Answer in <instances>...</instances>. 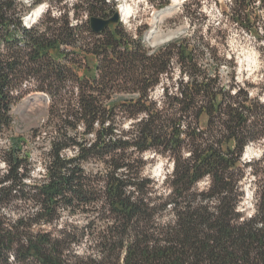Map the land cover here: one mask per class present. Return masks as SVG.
Masks as SVG:
<instances>
[{
  "label": "trees",
  "instance_id": "obj_1",
  "mask_svg": "<svg viewBox=\"0 0 264 264\" xmlns=\"http://www.w3.org/2000/svg\"><path fill=\"white\" fill-rule=\"evenodd\" d=\"M65 1L32 0L27 12L50 7L27 28L16 0H0V139L14 104L35 92L50 99L45 122L0 148V264H264V176L254 173L253 214L240 208L242 157L264 140V103L232 95L186 41L152 52L120 23L94 33L91 18L116 12L109 0H75L73 20ZM246 2L235 0L240 25ZM175 64L189 79L166 87L160 105L150 93ZM151 151L173 160L162 186L144 173Z\"/></svg>",
  "mask_w": 264,
  "mask_h": 264
},
{
  "label": "rangeland",
  "instance_id": "obj_2",
  "mask_svg": "<svg viewBox=\"0 0 264 264\" xmlns=\"http://www.w3.org/2000/svg\"><path fill=\"white\" fill-rule=\"evenodd\" d=\"M31 1L16 0L17 12L22 15L23 25L27 28L47 20L50 7L48 2H44L27 12ZM108 2L119 13L124 7L131 8V14L127 21L122 20L120 22L121 29L134 39L142 36L146 48L150 51H157L174 41H186L190 46H197V51L206 53L203 60H205L207 67L212 70L211 74H218L221 83L228 90L231 89L232 95H236V92L242 90L243 93H248L249 98L264 103V0H247V4H245L250 19L248 23L243 22L241 25L232 19L233 8L236 6L235 0H154V3H151L150 0H109ZM75 4V0H66L61 5L62 11L68 13L72 20ZM172 5H176L175 9L164 16L160 23L154 25V14ZM81 6L80 19L87 21L89 18L87 7ZM40 8L41 16L36 22L29 23L28 18ZM188 12L190 13L189 16ZM59 14L60 12L55 9L51 17H58ZM245 26H249L251 31L246 30ZM154 27L159 31V34L177 32L179 35L167 43L154 45L152 41L147 40ZM212 55L216 57L211 59ZM214 59L217 61L214 62ZM217 63L219 65L216 71ZM171 77L172 79L164 77L159 86L150 93V98L153 101L162 103L166 87L175 92L181 80L187 82L189 79V76L186 75L181 78L178 64L174 65ZM35 95H43V93L28 94L13 105L11 113L14 121L8 136L27 135L47 119L49 101L33 100L31 97ZM29 99L31 100L29 101ZM26 101L27 104H25ZM131 125L132 121L127 120L121 126V130L128 132ZM8 136L0 139V148L8 146ZM31 150L33 151L32 159L35 163L33 174L35 178H39V174H43L40 165L42 151L39 150V145L35 143ZM248 150L249 153L247 154ZM67 154L71 156L72 152ZM188 154L186 151V155ZM142 158L145 163V176L156 181L158 186H162L167 175L173 170L171 157L168 154L162 155L151 151L144 154ZM242 163L249 166L246 168V176L242 181L245 197L240 208L247 216H251L255 211L258 179L254 173L264 176V140L251 143L246 147ZM0 169H4V164L1 162ZM208 184L209 180L206 178L198 184V188L204 190ZM69 219L70 217L64 216L62 222L65 224V222H69ZM75 220L81 224L80 218H75ZM87 245L89 244L84 242L77 246V252L83 254Z\"/></svg>",
  "mask_w": 264,
  "mask_h": 264
},
{
  "label": "bare ground",
  "instance_id": "obj_3",
  "mask_svg": "<svg viewBox=\"0 0 264 264\" xmlns=\"http://www.w3.org/2000/svg\"><path fill=\"white\" fill-rule=\"evenodd\" d=\"M176 5H172L171 7H168L166 9H163L161 11H159L158 13H155L153 16V24H157L161 22V19L164 18V16L170 14V12H172L173 9H175ZM41 8L36 10L35 12L32 13V15L28 18L29 23L30 22H36V20L41 16ZM120 17H122L121 20H126L130 17L131 14V8L130 7H124L121 11H120ZM179 35V33L177 32H171V33H165V34H159V31L156 30V28L154 27V29L151 31V33L148 35L147 40L152 41L154 45H161L164 43L169 42L170 40L176 38ZM41 100L47 102V100L45 99L44 96H41L40 98ZM31 99H29L30 101ZM28 101V100H27ZM25 102V104H27L28 102ZM24 104V105H25ZM249 153V150L247 151V154Z\"/></svg>",
  "mask_w": 264,
  "mask_h": 264
},
{
  "label": "water",
  "instance_id": "obj_4",
  "mask_svg": "<svg viewBox=\"0 0 264 264\" xmlns=\"http://www.w3.org/2000/svg\"><path fill=\"white\" fill-rule=\"evenodd\" d=\"M113 15L109 19L105 18H98V17H93L90 19V24H91V29L94 33L96 34H101L103 33L106 29L110 28L112 25H117L120 23L121 17L118 11L114 12L112 11ZM41 96H44L47 101H50L49 97L45 94L43 95H35L31 97L33 100L34 99H40Z\"/></svg>",
  "mask_w": 264,
  "mask_h": 264
},
{
  "label": "flooded vegetation",
  "instance_id": "obj_5",
  "mask_svg": "<svg viewBox=\"0 0 264 264\" xmlns=\"http://www.w3.org/2000/svg\"><path fill=\"white\" fill-rule=\"evenodd\" d=\"M110 17H112L111 15L107 16L106 18L109 19Z\"/></svg>",
  "mask_w": 264,
  "mask_h": 264
}]
</instances>
